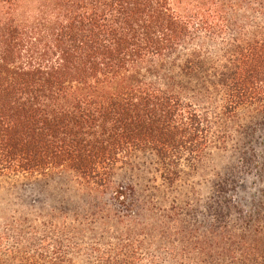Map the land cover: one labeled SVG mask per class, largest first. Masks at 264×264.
<instances>
[{"label": "trees", "instance_id": "trees-1", "mask_svg": "<svg viewBox=\"0 0 264 264\" xmlns=\"http://www.w3.org/2000/svg\"><path fill=\"white\" fill-rule=\"evenodd\" d=\"M45 1L28 14L22 0H0V177L70 170L104 188L126 157L151 151L174 184L213 137L226 139L216 133L221 118L264 113V0ZM208 41L222 45L224 62L212 90L186 93L164 67L205 70ZM233 210L240 225L224 222ZM176 216L152 228L174 264L172 242L193 238L228 241L218 249L230 264H264V215L217 205L202 234ZM141 233L147 240L129 232L97 264H162L153 252L145 260L142 251L161 248Z\"/></svg>", "mask_w": 264, "mask_h": 264}, {"label": "rangeland", "instance_id": "rangeland-1", "mask_svg": "<svg viewBox=\"0 0 264 264\" xmlns=\"http://www.w3.org/2000/svg\"><path fill=\"white\" fill-rule=\"evenodd\" d=\"M22 2L30 14L46 1ZM203 48L206 68L195 75L164 67L186 93L212 90L215 70L224 62L222 45L208 41ZM178 63L183 65L182 60ZM220 121L216 133L226 139L213 137L196 169L184 165L174 184L164 180V170L151 151L126 157L104 188L89 185L70 170L0 177V264H97V256L120 239L126 241L129 232L137 234L139 241L147 240L142 230L149 231L157 240L155 247L161 248L158 253L142 251L145 260L153 252L162 257V264H174L165 250L170 244L156 235L159 231H152L167 223L172 211L178 214L173 219L199 227L201 234L214 222L212 207L217 205H237L254 219L264 215V113L244 109ZM238 215L233 210L224 222L240 225ZM228 243L193 238L172 245L181 264H230L218 249L228 248ZM196 245L212 247L210 256L194 251Z\"/></svg>", "mask_w": 264, "mask_h": 264}]
</instances>
